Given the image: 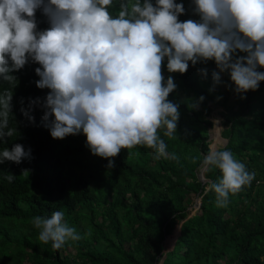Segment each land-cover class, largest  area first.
<instances>
[{
	"label": "trees",
	"instance_id": "trees-1",
	"mask_svg": "<svg viewBox=\"0 0 264 264\" xmlns=\"http://www.w3.org/2000/svg\"><path fill=\"white\" fill-rule=\"evenodd\" d=\"M176 2L186 9L181 21L198 19L191 0ZM112 11L115 15L118 7ZM36 17L39 30L49 26L40 11ZM166 63L165 79L172 75L177 84L169 100L180 104L181 116L175 138L164 130L159 134L178 160H156L151 149L137 147L131 156L122 150L113 168L91 154L83 134L54 140L42 124L40 108L32 113L35 123L27 120L21 107L49 90L36 87L38 64L30 62L13 73L18 83L10 126L18 133L0 150L21 144L31 149V159L0 164V264H264V82L242 99L227 74L210 91L212 72L218 71L212 61L190 65L184 75L168 73ZM201 69L207 70L206 78ZM9 87L0 82V92ZM201 96L204 101L194 109ZM214 109H221L220 135L226 139L218 149L227 148L256 173L250 187L230 196L226 208L217 207L215 193L206 191L210 182L219 181L220 171L204 170L205 182L198 178L210 150L207 116ZM9 173L16 177L12 183L4 179ZM192 194L200 204L189 217ZM55 211H63L81 236L59 250L40 242L33 225L34 217ZM178 225L176 240L166 250L163 242Z\"/></svg>",
	"mask_w": 264,
	"mask_h": 264
},
{
	"label": "clouds",
	"instance_id": "clouds-1",
	"mask_svg": "<svg viewBox=\"0 0 264 264\" xmlns=\"http://www.w3.org/2000/svg\"><path fill=\"white\" fill-rule=\"evenodd\" d=\"M191 3L198 19L181 21L187 13L176 0H0V82L10 86L0 92V144L18 133L10 126L18 83L13 73L31 62L40 65L36 87L49 91L43 98H29L21 113L35 123L32 113L40 108L42 124L54 140L83 134L91 154L107 160L108 168L122 150L131 156L137 147L151 149L156 160H178L159 134L164 130L175 138L181 116L180 104L169 100L177 84L172 75L165 79V61L168 73L181 75L190 65L212 61L218 71L212 72L210 91L227 74L242 99L264 82V0ZM38 11L47 18L44 30L38 28ZM200 73L207 77L206 69ZM204 99L191 106L198 108ZM26 159L31 149L21 144L0 150V164ZM201 168L221 173L206 189L215 193L217 207L226 208L230 196L256 178L230 150L215 144ZM15 178L10 173L4 177L9 183ZM33 225L39 241L51 242L55 250L81 239L63 211L36 216Z\"/></svg>",
	"mask_w": 264,
	"mask_h": 264
},
{
	"label": "rangeland",
	"instance_id": "rangeland-1",
	"mask_svg": "<svg viewBox=\"0 0 264 264\" xmlns=\"http://www.w3.org/2000/svg\"><path fill=\"white\" fill-rule=\"evenodd\" d=\"M220 112L221 109H214L209 116H207V119L210 120L212 122V128L209 130V149L210 146L215 144L217 148L222 147L226 144V139H224L223 137H221V132H222V127H221V122L223 121L222 118L220 117ZM219 120L220 123L219 124H215L214 125V121ZM216 139V140H215ZM198 178L201 181H206L202 176H201V172H198ZM194 197V204L191 205V207L188 209L190 210V214L189 217L191 215H194V213L198 210V206L200 204V198L198 196L195 197L194 194H192ZM179 233V225L177 226L176 230L173 232L172 235L166 237V239L163 242L164 248L166 250H170L176 240V237Z\"/></svg>",
	"mask_w": 264,
	"mask_h": 264
},
{
	"label": "water",
	"instance_id": "water-1",
	"mask_svg": "<svg viewBox=\"0 0 264 264\" xmlns=\"http://www.w3.org/2000/svg\"><path fill=\"white\" fill-rule=\"evenodd\" d=\"M203 172H204V170L202 171V174H203ZM202 174H201V176H202Z\"/></svg>",
	"mask_w": 264,
	"mask_h": 264
}]
</instances>
